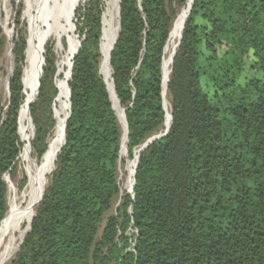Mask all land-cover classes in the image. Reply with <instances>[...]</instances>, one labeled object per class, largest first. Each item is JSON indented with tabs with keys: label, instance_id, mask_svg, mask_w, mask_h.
<instances>
[{
	"label": "trees",
	"instance_id": "1",
	"mask_svg": "<svg viewBox=\"0 0 264 264\" xmlns=\"http://www.w3.org/2000/svg\"><path fill=\"white\" fill-rule=\"evenodd\" d=\"M187 1L118 2L109 74L131 160L166 130L161 66L177 14L172 4L189 11L165 88L170 127L139 153L132 191L121 197L123 135L100 72L103 3L77 7L80 46L69 80L61 81L69 115L64 145L11 264H264V0H193L189 8ZM52 44L44 46L28 107L38 163L60 93ZM3 48L0 29V57ZM25 48L18 30L4 111L0 97V232L8 211L3 176L15 180L22 149Z\"/></svg>",
	"mask_w": 264,
	"mask_h": 264
},
{
	"label": "bare ground",
	"instance_id": "2",
	"mask_svg": "<svg viewBox=\"0 0 264 264\" xmlns=\"http://www.w3.org/2000/svg\"><path fill=\"white\" fill-rule=\"evenodd\" d=\"M193 0H188L187 5L190 7ZM79 0H24L25 8L23 15L27 20L28 24V35L27 46L25 49V67L23 68V90L25 96V102L19 113L20 123V136L22 142L28 141L27 132L28 127L25 125L27 120V111L31 103L36 99V90L41 77V67L43 63L42 52L43 45L49 38H56L60 40L65 32V28L68 25L70 19L73 17V12ZM118 0H108L106 5V11L104 14V31L100 45V72L103 75L104 81L107 85L108 94H110L112 106L116 111L118 117L120 116V126L122 131V141L120 147V155L123 158L126 157V134H125V121L123 112L120 110L117 103L116 95L113 93L111 76L109 74V57L110 50L113 47L117 35H118ZM7 0H3L4 8ZM188 9L180 13L175 20L172 28L170 29V35L166 42L164 52H166L165 58L163 59L161 72H162V93L164 99V111L166 113L164 127L170 125L171 113L167 100L165 99L166 83L170 76V67L172 59L175 55V51L182 35V27L188 15ZM114 19L115 25L113 31L108 32L107 26ZM9 15L5 11L4 19L1 22L3 33L7 38L8 46L6 49V58L11 63V48L13 35L8 30ZM72 43V42H70ZM70 53L73 54L76 51L77 46H70ZM76 55V54H75ZM74 55V56H75ZM73 56V57H74ZM73 59V58H72ZM70 69V68H69ZM11 74V73H10ZM69 70L67 71V75ZM10 75L8 80L10 79ZM69 78V75H68ZM2 87V86H1ZM62 93L58 99L60 109L55 112L56 126L52 132V138L48 141V148L43 155L41 165L36 166L26 151L23 152L22 160L26 164L24 169L25 176L29 179L28 184L24 190L23 202L12 201V205L9 208L6 216L5 223L2 231L0 232V264L12 263L16 256L19 247L24 239V236L28 233L30 224L35 215V210L42 200L44 192V185L46 176L52 169L57 155L62 147L64 132V119L62 106L60 105ZM7 85L4 86V97H7ZM66 118L68 116L66 115ZM119 119V118H118ZM67 120V119H66ZM137 162V158H136ZM135 168V167H134ZM127 169H129L127 167ZM131 172V169L129 170ZM132 176V175H131ZM22 199V198H21ZM24 226H26L24 228ZM10 263V264H11Z\"/></svg>",
	"mask_w": 264,
	"mask_h": 264
},
{
	"label": "rangeland",
	"instance_id": "3",
	"mask_svg": "<svg viewBox=\"0 0 264 264\" xmlns=\"http://www.w3.org/2000/svg\"><path fill=\"white\" fill-rule=\"evenodd\" d=\"M86 1L87 0H79V2L77 3V5L75 7V10L77 9V7L83 6V4L86 3ZM107 1L108 0H102V3H103L102 13H104V14H105V11H106ZM172 2H174V0H168V3H172ZM24 8H25L24 0H7L5 8H4L3 0H0V29H1V36H3V38H4V48L2 50V54H1V57H0V97L2 99L1 100V109H2V111H4L6 109V103H7L8 99H9L8 95H7L8 98L4 97V86H5V84L7 85V82L9 81L8 80L9 75H11L10 73H12L13 56L11 55V57H12L11 63L8 62V60H7L6 56H5L6 49H7V46H8V42H7L6 36L3 33V29L1 27V22L4 19L5 11H7L8 15H9V21H8V26L7 27H8V30L11 31V34L13 35L12 48H13L14 39L17 38L18 30L23 32V34L25 35L26 46H27V40L29 38V35H28L27 20H26V18L23 15ZM172 8H174L175 11H177L176 17L174 18V21H173V24H174L175 20L179 16V14L184 12V11H182V10L179 11L180 9H177L175 4H172ZM17 10H19V15H20L19 16L20 26H19L18 29L16 28V21H17V18H18ZM75 10H74V12H75ZM74 12H73V14H74ZM75 22H76V19H75V14H74L73 17L70 19L68 25L66 26L65 32H63L62 38L60 40H58L56 38H49L45 42V44L43 45V51H44V46L48 42H52L53 43L52 44L53 53L55 55V60H56V74H55L56 77H55L54 82H55V87H56V83L58 82L56 90L59 89L60 93H62L61 94L62 95V98H61V102L62 103H60V105L62 106L63 113L65 115L63 117L64 124H65V120H66L67 98H66V95H64L63 92H61L62 91L61 90V86H62L61 81L68 77L67 71L69 70V68L71 66L72 58H73V56L75 55V52H76L75 51L73 54H71L70 53V48H71L70 46L71 45L72 46H77L76 50H77V48H79L78 46H80V39L78 37V34H76ZM118 22H119V17H118ZM173 24H172V26H173ZM114 25H115V22H114V19H113V20H111V23L107 26L108 32H110L111 30L113 31ZM104 29H105V27H104V15H103V19H102V33H103ZM70 42H72V43H70ZM11 53H12V50H11ZM42 55H43V52H42ZM165 55H166V52L164 53V58H165ZM42 58H43V56H42ZM42 65H43V63H42ZM24 67H25V65H24ZM40 71H41V69H40ZM22 74H23V70H22ZM37 87H38V85H37ZM37 91L38 90H36V92ZM57 93H58V90H57ZM60 93H59V97H60ZM165 93H166V90H165ZM59 97L58 98L56 97L57 99L55 98V100H54V102H53V104L51 106V110H52V114L54 116V120L56 119L55 112H57V110L60 109L59 104H58ZM165 99L168 102L167 93H166ZM54 105H55V107H54ZM168 105H169V102H168ZM163 107H164V99H163ZM69 108H70V104H69ZM164 113H165V111H164ZM18 116H19V113H18ZM27 116H28V118L25 121V125H26V127L29 128L28 132H27V137L29 136L28 139H27L28 141H25V143L22 142V137H20V132H18V137H20V141L22 143V149H21V152L19 153V156H18L19 158H18V162H17V170H16V173L14 175L15 180H12L11 178H9V176L7 174L3 176V179H4L5 183H7V192H6L7 210H9V208L11 207L12 201L23 202L22 200H23L24 190H25V188H26V186L28 184V181H29V179L24 174V169H25L26 164L22 160L23 157H21L23 152L24 151L27 152L28 157H30V159L33 162H35L34 164L36 166H39L42 163V162L38 163L39 160H36L37 157H35L34 152L32 150V147H31V143H32V141L34 139V137H33L34 126L32 124L31 118L29 116V111H27ZM118 118H119L118 121H120V116ZM119 124H120V122H119ZM55 126H56V123H55ZM55 126H54V128H55ZM167 127H164V124H163V128L167 129ZM54 128H53V130H54ZM19 129H20V126H19V120H18V131H19ZM53 130H52V132H53ZM52 132L50 134V138L48 139V141L52 138V136H51ZM161 132L162 131H160L159 134L150 137L149 139H151L153 137L162 136L164 134V131L162 133ZM149 139H147V141ZM48 141H47V148H48ZM147 141H146V143H147ZM146 143H144L137 150H135L134 154L136 156H139V153L144 149L143 146ZM125 155H126L125 158H123L122 155L120 156L121 160H123V163H119L118 169H117V175H118V181H119L118 184H119V189H120L119 195L120 196H122L121 195L122 193L128 194V193H130L132 191V176H133L132 172H133L135 164H136V159L135 160L134 159L131 160V159L128 158L127 150H126V154ZM127 167L129 169H127ZM130 169H131V172H129ZM24 179H26V184H25L24 189L22 191H20L19 188H20L21 184L23 183ZM46 184H47V176H46L44 189L46 187ZM117 200H118V204L117 205H119V198H117ZM9 203H10V206H9ZM117 205L114 206L113 208L117 207ZM7 212L8 211H6V213ZM134 235H135V230L130 228L129 231H128V235L127 236H128V238L130 237L131 246L128 249V251H130V250L132 251V247L134 245V240H135V236ZM10 263L11 262H9V264Z\"/></svg>",
	"mask_w": 264,
	"mask_h": 264
},
{
	"label": "water",
	"instance_id": "4",
	"mask_svg": "<svg viewBox=\"0 0 264 264\" xmlns=\"http://www.w3.org/2000/svg\"><path fill=\"white\" fill-rule=\"evenodd\" d=\"M118 35H119V33H118ZM118 35H117V38H118ZM117 40V39H116ZM115 43H116V41H115ZM115 43H114V45H115ZM114 45H113V47H114ZM79 47V46H78ZM112 47V48H113ZM77 50H78V48H77ZM77 50H76V52H77ZM76 52H75V54H76ZM74 58V57H73ZM44 59V58H43ZM71 68H72V62H71V66H70V69H69V78H70V70H71ZM69 78H68V80H69ZM67 80V81H68ZM68 89V88H67ZM7 91H8V82H7ZM68 95H69V91H68ZM69 97H70V95H69ZM111 99V98H110ZM68 112H69V109H68ZM122 112H123V114H124V110H122ZM67 115H68V113H67ZM68 117H69V115H68ZM68 119V118H67ZM124 120H125V115H124ZM67 121V120H66ZM125 126H126V124H125ZM170 127V125L167 127V129L164 131V134L162 135V136H164V135H166L167 134V130H168V128ZM162 136H158V137H153V138H151V139H149L148 141H147V143L143 146V148H145L146 146H147V144L148 143H151L153 140H155V139H157V138H160V137H162ZM64 145V144H63ZM142 148V149H143ZM135 158H137V160H138V156H136ZM136 166H137V162H136ZM136 166H135V168H136ZM135 168H134V171H135ZM121 197V196H120Z\"/></svg>",
	"mask_w": 264,
	"mask_h": 264
},
{
	"label": "built area",
	"instance_id": "5",
	"mask_svg": "<svg viewBox=\"0 0 264 264\" xmlns=\"http://www.w3.org/2000/svg\"><path fill=\"white\" fill-rule=\"evenodd\" d=\"M119 182V181H118ZM135 233H136V230H135Z\"/></svg>",
	"mask_w": 264,
	"mask_h": 264
}]
</instances>
